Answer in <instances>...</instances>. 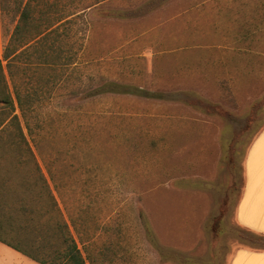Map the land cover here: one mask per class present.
Returning <instances> with one entry per match:
<instances>
[{
  "label": "rangeland",
  "instance_id": "rangeland-1",
  "mask_svg": "<svg viewBox=\"0 0 264 264\" xmlns=\"http://www.w3.org/2000/svg\"><path fill=\"white\" fill-rule=\"evenodd\" d=\"M25 1L3 0V42ZM83 21L72 29L83 53L54 84L32 74L31 48L13 59L10 91L36 85L40 98L32 136L23 128L33 158L0 152V195L34 197L41 219L59 218L33 185L37 165L87 264H229L239 248L264 251L235 217L264 126V0H107ZM0 264L36 263L0 246Z\"/></svg>",
  "mask_w": 264,
  "mask_h": 264
},
{
  "label": "trees",
  "instance_id": "trees-1",
  "mask_svg": "<svg viewBox=\"0 0 264 264\" xmlns=\"http://www.w3.org/2000/svg\"><path fill=\"white\" fill-rule=\"evenodd\" d=\"M105 1L107 0H26L19 3L18 19L3 44L0 62L1 153L9 150L7 155L11 156L14 149L17 150V155L22 152L26 155L28 151L33 158L23 128L32 136L29 115L33 116L40 98L39 88L31 84L33 87L30 90L25 88L21 91L13 85V91H10L8 79H12L13 70L16 68L13 59L18 61L24 50L31 48L32 51L26 55V59L31 60L32 74L37 73L35 78L43 82V85L54 84L55 71L76 66V52L83 53L82 40L75 38L80 32L72 31L73 27L79 22L77 27L85 29L82 25L85 13ZM4 8L3 0H0L1 15ZM42 73H46V77H42ZM35 168L39 177L33 185L40 183L41 194L47 198L48 206L60 217L56 219L48 216L47 219H41L43 214L32 204L34 197L29 201L26 196L8 198L0 195V243L36 264H87L90 256H83L68 224L62 218L61 210L45 177L37 165ZM39 194L40 192L35 193L37 199ZM28 195L31 197L30 193ZM79 240L84 244L80 237Z\"/></svg>",
  "mask_w": 264,
  "mask_h": 264
},
{
  "label": "crops",
  "instance_id": "crops-1",
  "mask_svg": "<svg viewBox=\"0 0 264 264\" xmlns=\"http://www.w3.org/2000/svg\"><path fill=\"white\" fill-rule=\"evenodd\" d=\"M3 41L0 14V62ZM235 217L241 227L264 236V126L255 134L244 156L243 185ZM0 246L5 245L0 243ZM258 257L262 259H256ZM262 260L264 251L239 248L234 251L229 264H262Z\"/></svg>",
  "mask_w": 264,
  "mask_h": 264
},
{
  "label": "clouds",
  "instance_id": "clouds-1",
  "mask_svg": "<svg viewBox=\"0 0 264 264\" xmlns=\"http://www.w3.org/2000/svg\"><path fill=\"white\" fill-rule=\"evenodd\" d=\"M256 259L260 260V259H262V258H259V257H258V258H256ZM262 264H264V260H262Z\"/></svg>",
  "mask_w": 264,
  "mask_h": 264
},
{
  "label": "snow or ice",
  "instance_id": "snow-or-ice-1",
  "mask_svg": "<svg viewBox=\"0 0 264 264\" xmlns=\"http://www.w3.org/2000/svg\"><path fill=\"white\" fill-rule=\"evenodd\" d=\"M241 207H242V209H243L244 206L242 205Z\"/></svg>",
  "mask_w": 264,
  "mask_h": 264
}]
</instances>
